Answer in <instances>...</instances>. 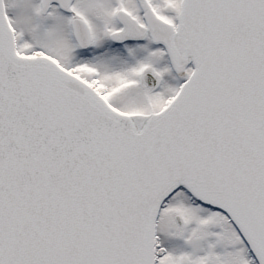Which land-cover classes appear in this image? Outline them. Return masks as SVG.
I'll list each match as a JSON object with an SVG mask.
<instances>
[{"label": "snow or ice", "instance_id": "snow-or-ice-1", "mask_svg": "<svg viewBox=\"0 0 264 264\" xmlns=\"http://www.w3.org/2000/svg\"><path fill=\"white\" fill-rule=\"evenodd\" d=\"M0 264H264V0H0Z\"/></svg>", "mask_w": 264, "mask_h": 264}]
</instances>
